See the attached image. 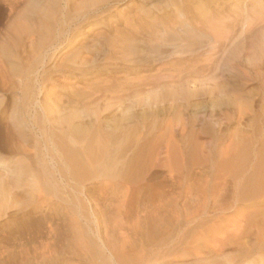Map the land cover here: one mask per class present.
<instances>
[{"label": "rangeland", "instance_id": "374dc122", "mask_svg": "<svg viewBox=\"0 0 264 264\" xmlns=\"http://www.w3.org/2000/svg\"><path fill=\"white\" fill-rule=\"evenodd\" d=\"M27 1L0 0V233L119 247L155 223L158 254L140 264H200L185 251L194 239L204 264H264V194L242 196L264 158V24L240 30L243 16L264 19V0H42L26 13ZM66 144L86 172L69 171Z\"/></svg>", "mask_w": 264, "mask_h": 264}, {"label": "bare ground", "instance_id": "6f19581e", "mask_svg": "<svg viewBox=\"0 0 264 264\" xmlns=\"http://www.w3.org/2000/svg\"><path fill=\"white\" fill-rule=\"evenodd\" d=\"M245 1L242 2L241 4L242 6L247 7V9H249L252 6L256 7L257 4H260L261 2L260 0H250L252 1V3L248 4ZM44 6L42 0H28L27 5L25 7V12L26 13H33L34 11L39 12L43 10ZM193 8L197 12L200 11L199 13L201 14L204 12L199 18L201 22H205L209 24L213 22L212 15L206 14V10L204 9V7H202L201 5L200 6L195 5ZM243 17H242L243 20L240 21L241 34L244 33L247 36L249 33L257 34V32H259V30L262 28L264 24V19H259L256 18L255 16L252 17L251 15H246L244 18ZM11 29L14 30V34L15 37L17 38V41H21V38L24 35V6L18 18H15V20H13L11 24ZM9 51L10 49L8 48V45L4 44L3 54L8 55ZM196 68L199 69L200 67H196ZM20 69H21L20 67L12 66L13 73L16 72L14 70H20ZM9 76L10 75H8L7 72L0 73V80H1L0 88L5 89L8 86ZM14 83L12 82V85ZM2 101L3 98L0 99V103ZM72 133L79 136V134L81 135L82 130L79 127H73ZM66 146L68 145L67 144L63 145V148L65 149ZM65 150L68 151V153L66 152L65 156L67 154L68 156H70V159H68L69 157L66 158L67 160H69L68 162L69 171L71 173L77 172L78 174L84 171L86 172L87 171L86 168L88 164L86 161H83V159H81L78 156L80 154L76 152V149L74 150V148L67 147ZM100 153L101 155L98 154L97 158L103 156L102 151H100ZM229 153L230 151L229 152L227 151L226 155L227 154L229 155ZM91 154L93 155V150L91 151ZM94 154H96V152H94ZM229 156L227 158L224 157L225 158L224 162L219 165L218 173L214 178V187L211 191L212 193L217 194L216 196L217 200L215 201L214 204L217 203L219 204L218 197L221 196V193L224 191V189H222V187L220 186L221 179L224 178L225 181H222L223 182L222 184L224 185L226 184L225 182L226 180H228V178H233L235 175V171L232 170V165L235 156L232 155L230 158ZM102 159L103 158H101V160ZM244 159L246 158L244 157ZM93 163H96V161H94ZM135 169L137 171L136 167ZM20 171L21 170H18V172ZM128 171H130V169ZM182 171H184V173L186 172L185 170ZM207 173H208L207 170L205 171L203 170L202 173H200L201 175L199 177H196L197 181L201 180L203 175H208ZM180 174L183 173L181 172ZM192 175H193L192 169L188 168L186 179L188 181L192 180ZM207 183H209V181H207ZM242 187L245 188L242 190L247 191L246 193L242 194V196H244L243 199L245 200L258 197L261 194H264V158H262L258 162L252 180L251 179L246 180L245 183H243ZM214 209L215 210L219 209V206L214 205ZM23 222H24V215L21 220V223ZM156 226L157 225H155L154 223L151 225L150 228L151 230L147 231L148 233H141L139 239L137 240L139 241L137 244L135 241L136 239L135 237L134 239L129 240V245L127 244L128 239H126L127 241L121 243V246L119 247L118 244L116 245V241H118V239L119 240L121 239L120 237L117 236L115 237V244L112 245L110 244V242H108V240H105L104 237H100V236L98 238L99 242L97 243L96 241L93 240L91 236L89 237L87 233H45V235H42V233H0V264H140L142 262L143 263L148 262L149 259L152 258V256L158 254L157 252L154 253L153 252L154 250L152 248V246L155 244V241L159 238L161 234V233H156L157 232V228H155ZM229 236L230 235H228V237ZM124 237H128V236H124ZM194 241H196L195 244H193ZM200 243L201 242H199V240L197 239H194L192 242L189 241L188 246L185 248V251L186 253L192 254V257L194 258V260H196L195 262L204 264L205 260H203L204 256L200 251V245H201Z\"/></svg>", "mask_w": 264, "mask_h": 264}]
</instances>
